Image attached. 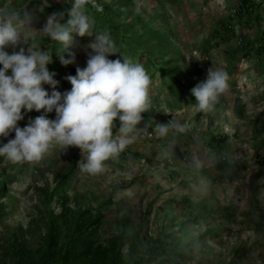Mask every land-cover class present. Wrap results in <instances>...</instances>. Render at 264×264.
Returning <instances> with one entry per match:
<instances>
[{"label": "rangeland", "instance_id": "1", "mask_svg": "<svg viewBox=\"0 0 264 264\" xmlns=\"http://www.w3.org/2000/svg\"><path fill=\"white\" fill-rule=\"evenodd\" d=\"M72 2L0 0V14L33 18L30 26L17 21L21 43L6 51L33 43L48 51L47 67L62 94L72 87L66 77L87 66L95 37L74 36L64 52L42 29L54 12H64L67 23ZM240 6L241 0H92L86 6L93 31H107L116 43L118 53L108 58L129 57L147 70L151 106L142 113L137 141L95 176L77 166L83 162L78 147H54L24 166L0 156L6 190L0 264H55L57 247L50 251L46 236L52 228L57 241L67 237L65 209L88 210L99 220L94 251L120 244L122 252L151 253L150 264H264L258 217L264 213V0L252 15H240ZM69 53L74 62L63 65L60 55L73 59ZM210 67L229 74V89L213 111L198 112L191 89ZM42 114L25 111L18 126ZM173 120L190 127L157 135L156 125ZM119 127L117 119L114 135ZM14 137H0V146Z\"/></svg>", "mask_w": 264, "mask_h": 264}, {"label": "clouds", "instance_id": "2", "mask_svg": "<svg viewBox=\"0 0 264 264\" xmlns=\"http://www.w3.org/2000/svg\"><path fill=\"white\" fill-rule=\"evenodd\" d=\"M91 2L73 0L67 23L61 22L64 12H54L47 17L42 29L46 36L62 45L64 52L75 45L74 36L95 37L88 45L93 54L89 55L87 66L77 68L75 76L66 77L72 87L63 94L55 90L58 81L47 67L52 62L48 51L41 50L35 43L27 50L20 47L12 54L6 51L21 43L17 21L30 26L32 16L29 13L23 18L13 12L0 14V137L15 133L14 139L0 146V156L13 163L39 162L57 146L78 147L83 162H78L77 166L81 172L95 176L104 172L106 161L118 158L139 138L142 113L148 112L151 106V77L141 63L129 57L108 58L118 53L117 46L107 31H93L94 22L85 11ZM69 54L73 59L60 55L63 65L74 62V54ZM229 80L226 71L210 67L206 80L191 89L196 111H213L220 96L228 91ZM45 84L53 89L51 94L45 90ZM33 110H43V114L30 119L25 127H19L24 112ZM53 111L55 119H49L47 114ZM117 119L120 127L114 135ZM188 127L190 125L173 120L156 125V133L162 137L170 128L183 133ZM143 131L147 132V126Z\"/></svg>", "mask_w": 264, "mask_h": 264}, {"label": "trees", "instance_id": "3", "mask_svg": "<svg viewBox=\"0 0 264 264\" xmlns=\"http://www.w3.org/2000/svg\"><path fill=\"white\" fill-rule=\"evenodd\" d=\"M258 0H241V6L239 7L240 15H252L256 8V2ZM244 15V16H245ZM264 51V48H261ZM235 112L238 115H242L241 101L237 100L235 106ZM27 161L16 163L17 165H26ZM1 175V174H0ZM1 178V176H0ZM66 178V176L61 179ZM60 182V179L59 181ZM5 188L0 185V205L5 196ZM47 196L52 198L53 194ZM65 216L68 219L67 237L60 238L57 241L58 234L54 232V229L50 228L48 235L46 236V243L50 247V251L55 247L57 250V257L54 261L55 264H150L151 253L147 257H140L135 254L133 249L127 252L121 251L120 244H113L111 247H97L94 251V237L99 224V220L96 219L95 215L88 210H78L75 213L68 212L65 209ZM259 227L264 228V213L259 210ZM159 249V248H158ZM55 250V249H54ZM49 251V252H50ZM49 257V255H48Z\"/></svg>", "mask_w": 264, "mask_h": 264}]
</instances>
